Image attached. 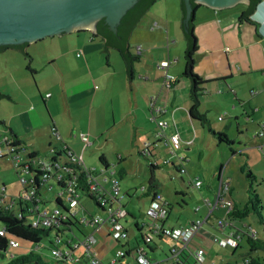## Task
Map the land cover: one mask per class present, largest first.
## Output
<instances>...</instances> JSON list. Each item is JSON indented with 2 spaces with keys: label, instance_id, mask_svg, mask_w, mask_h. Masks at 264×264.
I'll use <instances>...</instances> for the list:
<instances>
[{
  "label": "crops",
  "instance_id": "0c3cea01",
  "mask_svg": "<svg viewBox=\"0 0 264 264\" xmlns=\"http://www.w3.org/2000/svg\"><path fill=\"white\" fill-rule=\"evenodd\" d=\"M196 4H199V7L195 12L194 31L197 36L198 48L194 70L209 82L206 92L201 97L199 110L206 115L210 126L215 131L226 133L231 140L230 143L220 142L209 132L207 127L199 121L193 120L189 113L190 81L188 78L180 77L184 69V44L178 32V25L181 26V17L171 19L161 13L156 15L144 14L129 36L130 40L135 32L138 34L132 53H136L135 47L141 46L140 59L132 64L130 72L124 64V68L121 65V69L117 73L118 76L116 70L107 69L111 66L112 51L117 52L116 49L113 47L105 49L104 40L99 36L94 37V31L85 29L63 33L60 36H50L54 38L56 36L62 37L64 34H69V36L75 34L73 38L77 39V43L74 42L76 44L73 48H61V51L48 59V65L53 68V76H56V87L52 89L41 85L38 91L42 103L48 110L51 129L55 127L58 134L57 138L62 140L59 147H68L75 154L80 155L83 165L94 169L98 180L102 176L107 177L106 174L108 173L109 177L112 178L111 185L113 180H117L118 186L119 179L129 173L123 163L126 160L122 154L124 150H121L119 144L113 145L111 143L119 132L118 125L121 124L120 128L125 129L126 136L133 139L130 144L135 140L138 143V151L144 154V157L151 154L153 161L156 162V155L161 146L165 149L166 147L155 137L157 125L149 119L150 104L163 106L165 112L162 114V118L167 121L164 132L167 134L177 133L180 138V145L175 155L168 157L173 163L170 165L178 173V179L182 186L186 183V178L187 182L196 188L197 201L195 203L198 205L194 207L192 215L185 213L180 206L178 207L179 211L173 214L172 205L168 198L158 189L156 193L160 194L162 199L170 205L162 224L169 227H181L197 219L204 220L201 228L188 243L189 251L194 254L196 248H203L205 251L203 264H218V262L236 264L248 252V246L243 250L239 240L238 247H223L217 243V238L232 233L240 235L247 232H256L257 235L264 238V224H258L254 221L252 223L245 222L229 217L227 215L229 208L220 204L221 202L216 203V196L220 194V190L224 186H228L229 191L221 193V197L224 201H231L233 207L240 208L238 200L236 201L232 197L231 191L234 186L231 175L237 171L241 174L251 172L254 174V176L250 175L251 178L256 179L257 175L253 169L255 166L250 163L252 159L250 149L263 152L264 160V134L257 135L261 127L264 126V0L258 3L256 10L249 19H246L245 15L241 16L247 6L245 3L237 2L221 9L211 8L200 2ZM237 6L241 8L234 10L233 8ZM144 17H146L145 24L138 28V24L142 22ZM29 44L27 43V46ZM14 49L22 51L16 47H6L0 50V54L6 50ZM65 60L71 61V63L73 61L81 63L84 72L76 76L74 69L65 67ZM164 60L168 61V65L161 67L159 63ZM60 62H62L63 67L62 64H59L61 67L57 66ZM8 71L10 72V80L19 82V79L11 73V69ZM166 75L170 80L169 87L164 85ZM96 81L99 83L96 84ZM118 83L121 85V90L114 94L113 88L114 86L118 87ZM23 84V88H26V82ZM48 89L58 90V97H61L67 106L75 103L78 104L77 108L81 109V104H88V113H91L90 118L78 113L74 116L76 130L72 132L66 130L61 117L50 112V102L42 96V91ZM0 92L9 96V98L4 97L3 99L10 100L15 104L18 103V100H14L8 90L0 88ZM46 94L47 98L52 97V93L46 92ZM36 96L26 94V102L32 101L34 104ZM116 101H118L117 108L120 111L116 109ZM107 103L109 104L107 115L105 113L99 114L96 118L95 109L106 108ZM25 104L21 103L23 106L14 110L9 125L0 120L9 129V134L15 135L20 141L18 151L26 144L21 136L23 135L21 128L24 126L27 115L33 116V124L42 123L39 113L32 106L26 107ZM101 110L104 109L101 108ZM123 117H125L124 121ZM15 118L18 120L13 122ZM80 133L85 134L87 142L82 140ZM74 136H77L75 138H79L83 143L73 144ZM103 139L104 141H102ZM90 140L92 141L90 142ZM29 148L31 149H28V153L31 150L37 151L32 144H29ZM87 148L93 151L92 154L85 157L84 151ZM155 151L157 152L155 153ZM112 153L115 154L116 161L113 159ZM148 162L147 160V164ZM142 164L145 165L144 162ZM156 165H158L157 162ZM32 167L35 168V165L32 164ZM176 168L181 169V171H177ZM114 171L119 175V178L114 177ZM152 176L155 178L154 173ZM104 177L101 178V181L104 180ZM147 179H144L140 189H137L133 184L126 186V192L133 189L132 195H139L142 198L140 199L141 210L139 213L136 214L132 210L126 211L132 227H128L126 215L123 220L121 219L127 231L125 239L116 241L109 235L110 223L106 219L99 224H85L83 220H89L92 215L88 218L82 213L81 217L78 218L72 209L75 217L80 222L82 221L78 224V228L73 230V233L80 231L81 236L73 239L83 235H94L97 239L93 247L94 253L105 263L110 262L114 258L116 250L122 248L129 253L124 260L136 264L133 251L142 246L146 256L154 264H173L168 254L172 243L170 238L154 236L149 246L143 245L141 242L142 234L147 230L150 223L146 216V209L153 194V192H149L146 195L143 192L148 185ZM195 181H201L202 184L195 186ZM247 185L241 187L244 189L241 197H244L245 200L249 195V188H251ZM203 186L206 190L203 189ZM54 188L56 189L54 193L58 195L60 192L57 191L58 186L56 184H51L45 190L53 191ZM176 191L177 194H180L178 196L183 195V191L180 189ZM253 192H257L260 196L259 188L253 189ZM127 197L130 200L132 196L128 194ZM175 201L177 202V199ZM121 204L125 205L124 202ZM223 207L226 208L223 217L219 216L220 212L215 214L217 208L221 210ZM142 210L145 211L146 218L140 217ZM100 213L103 214V212ZM216 219L219 222L216 223ZM81 225L86 226L85 229L81 230ZM46 237L47 243L44 241L40 246L43 256L44 251H47L48 248L50 251L54 248L59 250L55 242H59L60 239L57 238L55 231H49ZM13 247H19V245L9 248L11 249L10 257L29 250L26 245V248L13 252ZM77 248L80 250L79 247ZM79 250L73 264H90L87 259L81 257L84 250L81 252ZM72 251L70 258L74 257ZM79 257V261H76ZM8 259L9 257L6 260L8 261ZM6 260L0 264H4ZM116 264L124 263L123 260H119Z\"/></svg>",
  "mask_w": 264,
  "mask_h": 264
},
{
  "label": "rangeland",
  "instance_id": "374dc122",
  "mask_svg": "<svg viewBox=\"0 0 264 264\" xmlns=\"http://www.w3.org/2000/svg\"><path fill=\"white\" fill-rule=\"evenodd\" d=\"M181 0H157V2L146 12L148 14L146 15H156L158 13H161L163 15H167L169 18L175 17L178 19V17H181V6H180ZM241 8L240 6H237L233 8L234 10H237ZM229 11V10H227ZM196 17V14H195ZM199 18V17H198ZM146 17L143 18L142 22H140L138 25L139 27H142V25L145 24ZM137 30V29H136ZM178 32L180 34V37H182V43L185 46V39L183 37V31L182 27L178 25ZM64 34L62 37H47L41 40H37V42L30 43L29 46L26 48V52L29 54V56H26L22 51L20 50H6L0 54V88L3 90H8V92L13 96L14 100H18V103H14L10 100H6L1 98L0 99V120L5 121L7 125H9L11 116L14 113L15 109H18L22 107L21 103H26V107H33L34 110H36L39 113V116L41 117V124H33L32 117L27 115V119L25 120L24 126L21 128L23 130L22 138L24 142L26 143L23 145L22 149L19 150V155L22 157V159L25 161L28 154L29 144H32L34 148L38 151L39 156L38 159L44 162H47V154L48 151L55 147H59L62 140L60 138H57V136L52 132L51 129V120L49 117V113L47 108H45V105L42 103V99L40 97V93L38 91V88H41V85L51 87L52 89H55L56 85V76H53V68L48 65V59L51 58L52 55H55L58 53V51H61L63 49L67 48H73L75 44L77 43V39L73 38L75 34ZM136 32L133 34L129 40L130 44V50L134 51V45L136 43L137 38ZM86 41V39H85ZM74 42H76L74 44ZM108 49V48H107ZM116 51V50H115ZM111 56V66L107 67V69L110 70H116V75L118 76V71L121 69V65L123 66L122 60H120L117 52L112 51ZM116 56V58H115ZM118 59V60H117ZM184 61V58H183ZM27 63L31 67V69H34V73L32 74L31 71H29L26 66ZM66 68L69 67V69H74V73L77 76L80 73L84 72V69L81 67V63L79 62H72L65 60ZM120 63V65H119ZM59 64H62V62L58 63L57 66L61 67ZM83 66V65H82ZM63 67V64H62ZM11 69V73L15 75L16 78L19 79V82H15L14 80H10V72L7 70ZM120 81V80H118ZM23 82H26V88L24 87ZM99 83L96 81V84ZM117 86V84H116ZM23 88V89H21ZM118 89V90H117ZM115 91L114 94H117L121 90V85L118 83V87L113 88ZM46 92L52 93L51 98H47ZM26 94H34L37 95L36 99L33 102H26ZM42 96L44 99H47V101L50 102L49 109L50 112L55 113L57 117H61L63 126L66 128V130H70V132L75 131L76 126H74V116L78 113L83 114L84 116H87L90 118L91 113H88V104L85 105L84 103L80 105V108H77L78 104L71 103L69 106H67L63 99L61 97H58V90L52 91L51 89H48L46 91H42ZM46 97V98H45ZM35 98V96H34ZM117 98L119 96L117 95ZM120 102V101H119ZM118 101L115 102L116 109L117 108ZM104 109V110H101ZM109 108V104L107 103V107H99L95 109V117L99 114L105 113L107 115V110ZM120 111V109H119ZM29 114V113H28ZM212 114V113H211ZM59 119V118H58ZM88 119V118H87ZM94 120V118H92ZM15 122L18 119H13ZM125 120V117H123V121ZM156 123V122H155ZM70 124V127H69ZM21 127V123H20ZM121 124L118 125V133L115 135L114 140L111 142L113 145L119 144L121 147V150H124L122 152L123 156L126 157V160L123 162L125 164V168L129 171L126 175H124L121 179H119V197H121V203L124 202L125 211L129 212L128 210H132L134 213L140 212V197L139 195H132L133 189H131L129 192H126V186H129L130 184L135 185L137 189L141 188V185L144 181V179L150 177V171L147 164L146 156L142 155L141 152L138 151L137 146L138 143L135 142V140L130 144V141L133 140L130 137H127L124 133L125 129L120 128ZM9 129L7 126H5L3 123L0 122V142H1V149L2 153L0 154V204L4 205H12L16 201H18V198L23 190V184L21 181V178H29L33 176V173L26 172L23 170V163H20L18 167L15 166L14 162L11 159V154L8 152V148L3 143L4 137H11L9 134ZM77 136H74L73 138V144H77L78 142L83 143L79 138H75ZM136 137V135H135ZM92 140H90L91 142ZM104 141V139L102 140ZM101 141V142H102ZM89 142V140H88ZM93 150H89V148L84 151L85 157L92 154ZM157 151H155L156 153ZM249 152V151H248ZM251 152V153H250ZM250 155L251 160L250 163H253L255 167H253L255 175H257L256 179H252L251 176L248 174L249 172L239 173L233 172L231 175L232 177V184H233V199L238 200V206L242 207V205L245 202L243 196V191L241 187L251 186L254 190L257 188L260 189V199L262 201V206L264 209V176H261V174H264V160L262 157L263 152L257 151L255 149H250ZM1 155H5L2 157ZM113 159L116 161L117 158L114 153H112ZM170 157L169 153L165 148L161 146V149L159 153L156 155V162L159 166L156 170H154L155 178L157 179V182L161 184V188H159L160 193H162L166 198H168L169 203L172 205L171 211L173 214L177 213L179 211V206L182 207L185 211V213H191V215L194 212V207L198 204L195 203L197 201V193L196 188L194 186H191L186 180V183L184 186L181 185L179 179L177 176L178 173L171 167V165L166 164L164 165V162L167 160V158ZM144 162L145 165L142 164ZM106 175L108 180L107 182H103V184L106 186V188L109 190L111 188V177H109V174ZM113 175L115 178H119V175L114 171ZM171 175H175L173 179L170 178ZM254 175V174H253ZM102 176L101 178H103ZM255 178V177H254ZM131 185V186H133ZM164 186V188H162ZM183 191L182 196H178L180 194H177L176 190ZM203 189L206 190L205 186H203ZM54 188L53 191H46L45 188L41 190V194L43 198H49L48 202L45 205H41L40 209L42 208H52L54 207V198H55V191ZM57 191L59 192L60 189L58 188ZM139 191V190H138ZM131 194V199L129 200L127 195ZM258 194V193H257ZM107 196H109L107 194ZM191 196V197H190ZM62 198L65 200L66 195H62ZM177 199V202L175 201ZM186 202V205H185ZM117 205V202L115 203ZM186 208V209H185ZM73 211L77 215L78 218L81 217V214L88 216V218L91 215H95L97 213L102 212L101 209L97 208L95 206V203L90 200L85 194H81L78 197V202L76 203V206L72 207ZM226 208H222L219 210L218 208L215 210V214L219 213L220 217H223L225 214ZM264 211V210H263ZM145 211L143 210L140 213V217H145ZM127 216L128 220V227H132L130 224L129 215ZM217 218V217H216ZM123 220V219H122ZM245 222H256V218L254 215H250L244 219H242ZM213 221V220H212ZM219 222L218 219H216V223ZM86 226H80V229H85ZM1 228V225H0ZM74 230V228H73ZM87 232V231H85ZM67 234L70 237H77L81 236L80 231H76L74 233L67 232ZM47 243V237L43 238V242ZM242 244V249L245 250V247L247 246L245 240H240ZM218 243V242H217ZM57 248L59 250L65 252L67 250V246L64 242H55ZM53 246V245H52ZM26 248V243L20 241L19 247H13V252ZM79 248H75L72 253L74 254L73 259H68V264H73V260L75 259V256L78 254V250L81 252L84 250V247L82 245H79ZM8 251L11 253V249ZM44 257L49 261L51 264H55L56 258L51 255V251L48 248L47 251H44ZM79 252V253H80ZM9 253H6L5 256H0V263L8 258ZM7 262V260H6ZM6 262L4 264H6ZM218 264H223L221 262H218Z\"/></svg>",
  "mask_w": 264,
  "mask_h": 264
},
{
  "label": "trees",
  "instance_id": "16d2710c",
  "mask_svg": "<svg viewBox=\"0 0 264 264\" xmlns=\"http://www.w3.org/2000/svg\"><path fill=\"white\" fill-rule=\"evenodd\" d=\"M261 1L262 0H255L253 8L250 11H248L249 17L256 10L258 3ZM156 2H157V0H152L148 3V5L145 7V9L142 11V13L135 20V22L133 23L131 29L129 30V32L127 34V42H126L125 46L128 50V54L131 56L130 57V69H131L132 64L134 62H137L140 59V53H132V51L130 50L129 36H130L133 28L136 26V24L141 19V17ZM180 6H181V12H182L181 27H182V31H183V37L185 39V46H184V52H183L184 69H183L182 73L180 74V77L188 78L190 81V89H189V96H188L189 101H190L189 113H190L191 118L193 120H197L201 124H203L205 127H207L209 132H211L220 142L230 143L231 140L228 138L226 133L224 131H215L210 126L209 120L206 117V115L201 113L199 110L201 97L206 92L207 85L209 82L207 80H204L194 70L195 63H196L195 56H196V52H197V48H198L197 36L195 34V31H194V27H195V19L194 18L195 17H193V18L191 17V21L193 24L191 27V34L193 36V40H192V46L190 48V53H189L190 54V61H191L190 66H191V71L193 73V77L191 78V76L186 72V70L189 67V59H188L187 52H186V49L188 46V37H187V35L184 31V28H183V4H182V0L180 3ZM198 7H199V4L194 3L192 11L196 12ZM246 8H247V6H246ZM246 8H245V10H246ZM241 14H242L241 16L244 15L243 13H241ZM245 17H246V19H249V17H247L246 15H245ZM82 30H85V29H81L78 31H82ZM93 36L94 37L99 36L100 38H102L104 40L105 49H107L108 47L115 48L119 57L121 58V60L124 64V66L127 68V62H126V59H125L124 54L122 52V49L120 47L112 45L110 43H106L104 36L98 31H96L93 34ZM26 46H27V43H26L25 47ZM6 47H16V48L21 49L20 47L15 46V45H5L4 48H6ZM23 53L26 56H29V54L27 52H26L27 54L24 51H23ZM26 68L29 71H31L32 74L34 73V69H31V67L29 66L28 63H27ZM0 95H3L0 97V99L4 98V97L9 98V96L4 94V93L0 92ZM43 102H44V100H43ZM7 139L8 140H6L4 142L6 146H14V147L20 146V141L17 139V137L15 135L12 134V136L7 137ZM166 149L168 152L167 147H166ZM67 150H68V147L52 148L51 150L48 151V154L46 155L47 161L50 163L57 162L61 168L69 167L71 170V173L74 174L75 183H76L77 187L79 188V194L80 193L85 194L90 200H92L95 203V206L97 208L101 209V211H102L103 209L101 208V206L99 205V203L96 199L97 193H95L94 190L92 191L90 189L89 182L91 181L90 179L93 177L94 181L95 180L98 181L103 186V188L107 191L108 189L103 184V182H107L108 178L105 179L106 177H104V180L101 181V177H100V179L98 180V176L96 175V172L94 169L87 168V167H85V165H82V164H72L71 162H69L68 154L66 153ZM142 155H144V154H142ZM1 156L4 157L5 155H1ZM38 156H39V153H38V151H35V150H31L27 154V159L29 161L28 162V168L33 173V178H34L32 185H31L33 187V194L31 196V198L26 200L24 198V195L21 192V194L18 198V201L15 202L14 204H12V205L0 204V225H1L0 229H2L4 231V235H0V256L3 257L6 255V253H9L8 248H9V241L11 239L17 240L18 245H20V241H21V242L26 243V245L29 247V250L27 252L19 254V255H14V256L10 257V253H9V255H8L9 259L6 262V264H51V263H49V261L46 258H44L43 253L40 250V246H42L43 238L47 236L48 232L51 231V229L47 228V227L32 226L30 224V220L33 217H35L37 214V210L35 208V205L38 203L40 205H45L49 200V198H43V196L41 194L42 193L41 190L43 188H47V187L44 186L43 182L39 178L40 177L39 170L37 169V167L33 168L30 165V162L32 160H36L38 158ZM146 159L149 161L148 167H149V171H150V177L148 180V185H147L146 189H144L143 192L146 195H148L149 192H153L152 199H157V196H159L161 198V200L163 202H165L162 199V197L160 196V194L156 193L157 190L160 188V184H159V182H157V179L152 176V173H154V170L159 168V166L156 165V162L153 161L151 154H150V156L146 157ZM167 159L168 160H166L164 162V165L173 164L170 161V158H167ZM176 170L181 171V169L179 170V168H176ZM250 175L252 176L253 174L250 172ZM69 176H71V175L68 174L65 178H68ZM174 177H175V175L170 176L171 179H173ZM110 190H111V188L109 189V191ZM37 199L39 201H37ZM120 200H121V197L118 198L119 202H120ZM165 203H166L167 208L169 210L170 205L167 202H165ZM54 205L56 207H58L64 214V218L60 220L59 224L57 225V227H55L56 229L54 231H55V234L57 235V237H60L61 239L64 238V239H62V241L68 247V243L65 239L67 237V232H70L72 228H78V224L82 223V221L80 222L75 217V214L72 212V207H69L68 205H66L60 195H57V194L55 195ZM121 206L124 208V206L122 204H121ZM263 210L264 209L262 206V201L260 199V196L257 194V192H253V188L251 187V188H249V195L247 196L245 203L242 205V207L237 209V208L233 207V205H231V207L227 211V215L231 218H235V219H239V220H242V219H244L250 215H254L256 218V222L258 224H264V211ZM241 239L245 240V242L248 246V252L242 258V260L236 264H264V238L257 235L256 232H251V233L247 232L246 234H240L239 235V240H241ZM149 244H147V246H149ZM238 246H239V241H238L237 247ZM232 248H235V247H232ZM67 261L68 260L64 256H61L59 258H56L55 264L62 263V262L66 263ZM173 264H198V263L195 259V255L192 254L189 251L188 247L185 246V247H181L179 254L177 256V259ZM228 264H231V263H228Z\"/></svg>",
  "mask_w": 264,
  "mask_h": 264
},
{
  "label": "built area",
  "instance_id": "2783aa9c",
  "mask_svg": "<svg viewBox=\"0 0 264 264\" xmlns=\"http://www.w3.org/2000/svg\"><path fill=\"white\" fill-rule=\"evenodd\" d=\"M141 47L137 46L135 47V52L140 53ZM161 67H166L168 65V61L164 60L159 63ZM164 85L169 87L170 86V80L169 77L165 76ZM165 112V108L161 105H156L154 103L150 104V113H149V119L156 122L157 130L155 131V137L159 139L162 144H164L168 148V152L170 157L175 155L176 150L179 148L180 145V138L177 133H171L167 134L164 132V128L167 126V121L162 118V114ZM52 132L58 136L55 127H52ZM258 135L264 134V126L261 127V130L257 133ZM80 137L82 140L87 142V137L85 134L80 133ZM8 140L7 137L3 138V143ZM8 144V143H7ZM8 152L11 154V159L14 162L15 166L18 167L20 163H23V170L26 172H30L28 168V159L25 161L22 159V157L19 155L18 148L14 146H7ZM2 153L1 149V142H0V154ZM68 154L69 162L72 164H82V158L80 155L75 154L71 149L68 148L66 151ZM168 160V159H167ZM32 164L35 165V168L40 172V180L43 182L45 187H50L51 184H56L58 188L60 189V195H66L65 200L63 199L64 203L68 205L69 207H73L78 202L79 197V188L77 187L75 183V177L74 174L71 173V170L69 167L61 168L57 162L50 163V162H44L39 160L38 158L36 160H32L30 162V165L32 167ZM71 175L68 178H65L67 175ZM33 176L29 178H21L22 184H23V190L22 194L24 195V198L30 199L33 194ZM107 179V177L105 178ZM89 182V187L95 193L96 199L103 209L101 213H97L95 215H92L89 220L84 219V223H92V224H99L102 220L106 219L110 223V229H109V235L116 241L125 239L127 237V231L124 228L121 219H123L126 215L125 209L121 206V203L118 201L119 198V192L120 188L118 186L117 180L112 181L111 190H105L103 186L98 182L94 181V178L92 177ZM61 183V184H60ZM202 183L201 181H195V186H200ZM229 187L224 186L220 190L221 193H226L228 191ZM107 194L109 196H107ZM216 196V203L221 202L223 206H226L228 208L231 207L232 202L231 201H224L221 195ZM37 201H39L37 199ZM117 202V205L115 203ZM113 203V205H112ZM208 204H211L208 202ZM40 204H36L35 208L37 210V214L35 217H33L30 220V224L32 226H39V227H47L51 230H55L57 225L59 224L60 220L64 218L63 212L56 206L52 208H42L40 209ZM215 206V204H214ZM168 214V208L165 202L161 200L159 196H157V199H152L150 204L148 205L146 209V216L150 220V223L148 224L147 230L142 234V240L141 242L143 245L149 244L154 236H166L172 240V243L169 248V257L173 261V263L176 261L177 256L179 254V251L181 247H187L188 243L191 241L193 236L197 233V231L201 228L204 220L197 219L190 223H188L185 226L181 227H169L164 226L162 224V221L165 219V217ZM73 233V229L71 231ZM0 235H4V231L0 229ZM60 239V242H63L60 237H57ZM74 237H70L67 234V237L65 238L68 247L65 252L59 251L56 248L51 250V255L55 258H59L61 256H64L67 260L70 258L71 251L75 248L79 247V245H82L84 247L82 258L88 260L90 264H116L117 261L123 260L124 264H131L128 261H125V256L129 255V253L122 248H119L116 250L114 258L108 262H102L94 253L93 247L95 243L97 242V239L94 235H83L82 237L73 239ZM74 241V242H73ZM239 241V235H236L234 233L229 235H224L223 237L217 238V242L220 246L226 247H237ZM18 241L15 239H11L9 241V246H17ZM70 248V249H69ZM134 257H135V263L136 264H154L152 260H150L143 250L142 246L139 248H136L135 251H133ZM205 251L203 248L198 247L195 249L194 255L195 259L198 264H203L205 255ZM73 259V258H70ZM80 257L76 259V261H79Z\"/></svg>",
  "mask_w": 264,
  "mask_h": 264
},
{
  "label": "water",
  "instance_id": "95a60500",
  "mask_svg": "<svg viewBox=\"0 0 264 264\" xmlns=\"http://www.w3.org/2000/svg\"><path fill=\"white\" fill-rule=\"evenodd\" d=\"M150 1L152 0H0V50L5 45H15L26 53V43L87 29L100 32L106 43L120 47L130 72L131 56L125 46L127 34ZM197 2L215 9L229 7L237 2L245 3L247 8L243 14L249 17L248 11L253 8L255 0H182L183 28L188 37L186 52L189 67L186 72L191 78V17H195L192 8Z\"/></svg>",
  "mask_w": 264,
  "mask_h": 264
},
{
  "label": "clouds",
  "instance_id": "9594fccd",
  "mask_svg": "<svg viewBox=\"0 0 264 264\" xmlns=\"http://www.w3.org/2000/svg\"><path fill=\"white\" fill-rule=\"evenodd\" d=\"M261 2H262V1H261ZM253 13H254V12H253ZM253 13H252V14H253ZM9 248H11V247L9 246Z\"/></svg>",
  "mask_w": 264,
  "mask_h": 264
}]
</instances>
